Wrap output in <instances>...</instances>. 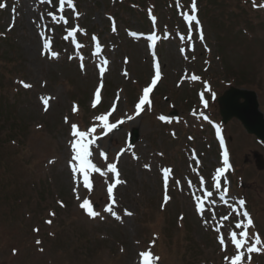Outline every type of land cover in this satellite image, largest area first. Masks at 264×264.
<instances>
[{"label": "rangeland", "instance_id": "374dc122", "mask_svg": "<svg viewBox=\"0 0 264 264\" xmlns=\"http://www.w3.org/2000/svg\"><path fill=\"white\" fill-rule=\"evenodd\" d=\"M0 2L7 5L0 9V264H140L139 253L147 250L159 258L155 264H225L224 256L235 254L227 234L240 231L235 223L243 219L231 210L239 211V199L246 201L255 225L250 234L259 233L264 240V168L257 169L253 158L254 152L264 155V144L235 118L222 124L217 103L231 87L250 89L257 92L264 113V8L253 7V0H196L204 40L193 22L189 42L180 36L188 35L182 13H190L191 0H181L179 6L176 0H75L79 16L66 7L68 24L47 15L57 0L53 5L41 0ZM77 25L84 30L76 37L84 45L80 49L65 39ZM133 32L140 35L133 37ZM152 33L158 37L153 49L146 39ZM93 36L102 48L99 57L94 55ZM45 38L52 40L50 50L43 48ZM52 51L57 58H50ZM102 59L109 62L103 76ZM156 63L161 77L150 96L151 110L145 105L139 116L127 120L155 76ZM192 75L201 79L193 81ZM20 81L31 87L24 88ZM205 82L211 91L205 90ZM98 87L101 101L93 108ZM202 92L207 108L200 99ZM41 97H52L47 110ZM113 105L116 110L109 121L125 123L107 135L97 128L99 147L91 150L101 169L116 163L125 182L113 190V211L121 219L104 211L111 204L107 192L111 173H93L91 192L79 188L81 198L90 199L100 213L92 219L73 192L77 185L68 164L70 125L86 131ZM160 115L171 122L160 121ZM217 128L225 131L233 154L228 182L223 184L230 192L227 204L215 194L216 203L206 204L202 218L194 200V195H203L200 177L208 187L224 166L215 140ZM135 130L138 137L131 142ZM100 151L107 154V161ZM165 167L173 170L171 199L162 208ZM125 209L132 215H125ZM224 215L229 216L221 228L227 252L221 250L214 231ZM203 219L210 221L209 226ZM251 264H264V252L252 253Z\"/></svg>", "mask_w": 264, "mask_h": 264}, {"label": "snow or ice", "instance_id": "6c2138e0", "mask_svg": "<svg viewBox=\"0 0 264 264\" xmlns=\"http://www.w3.org/2000/svg\"><path fill=\"white\" fill-rule=\"evenodd\" d=\"M176 2H177V6H179L180 0H176ZM41 3L46 4V5H53L54 0H41ZM6 7L7 5L5 3L0 2V9H4ZM66 7L68 9H71L74 15H76L77 17L79 16V13L76 11L75 0H57V6H55V10L54 11L50 10L47 13V15L50 16L52 20L55 22L62 21L64 24H68V19L64 15ZM253 7L264 8V4H257L256 0H253ZM196 12H197L196 0H191L190 13H182L189 27H188V35L180 36L181 41H184L185 39H187L189 42L192 41V35H191L192 24L193 22H195V24L199 26V23H200L196 16ZM57 13H59V15H57ZM151 18L153 20V23L155 24V20H156L155 16H152ZM115 30H116L115 23L113 22V31ZM83 32L84 30L77 25L75 27H72L67 32V36L65 37V39H71L77 49L83 48L84 45L79 43L76 40L77 34L83 33ZM131 35L133 37H137L140 34L133 32L131 33ZM164 38H167V37H164ZM146 39L150 42L149 46L154 48L158 37L155 33H152V34H149L146 37ZM199 39L201 41L204 40L202 29L199 30ZM92 40L96 42L94 55L99 57L102 52L101 45L97 37L93 36ZM51 45H52L51 38H45L43 48L50 50ZM181 51H183V49ZM43 54L47 55L48 53L45 52ZM58 55L59 54L57 52L52 51L50 58H57ZM80 59L81 61H83L82 56L80 57ZM108 63L109 62L107 59H102L100 61L99 69H100L101 76H103V74L107 71ZM80 66H81V70H83L84 69L83 63H81ZM155 69H156L155 76L153 77L151 83L143 89L142 95L139 97L138 102L135 104L134 114L127 116L126 117L127 120H132L136 116H139L145 110V105L148 106L149 111L151 110L152 100L150 96L158 80L161 77L159 63H156ZM190 78L193 81H197L201 79L197 75H192ZM20 83L26 89L31 87L30 84L25 83L23 81H20ZM205 90L211 91V88L207 82H205ZM50 99H52V97H41L45 110L48 109ZM200 99L204 107L207 108L208 102L207 100L204 99L203 92L200 94ZM100 101H101V88L98 87L94 95L92 107L96 108L97 105L100 103ZM115 110H116L115 105H113L112 109H110L107 113H102L96 116L94 119L95 121H98L99 123L94 124L92 127L88 128L86 131L81 130L79 126L75 123H72L70 125L71 127L70 135L72 139L69 141V143H70L72 155H71V159L69 160L68 164L73 174V179L77 185L76 187L73 188V192L76 193V199L80 201L79 207L82 210H84L85 214L89 218H92V219H95L97 216H100V213L94 209L93 203L90 199H88L87 197L81 198V196L79 195V188L82 187L86 189L88 192H91L93 190V175H92L93 173H99L101 176H107L109 173L112 174L113 182L109 184L107 187V192H108L109 198L111 199V204L106 206L104 211L111 213V215L117 220L121 219V217L115 211H113L112 206L116 204V200L113 195V190L117 185L121 183H125V182L120 179V171L118 170L116 163H108L106 169H101L100 167L97 166L96 163L93 162V159H92L93 151L91 150V146L99 147L96 144V141L100 139V136L96 135L97 128H100L101 135H107L108 133L112 132L114 129L118 128L119 125L125 123L124 119H120L116 121L115 123H111L109 121V117L112 115V113ZM76 111H77V107L74 106L73 112H76ZM192 114L194 116L197 115L195 111ZM200 115L203 117L204 120L209 119L208 116L203 115V113H200ZM158 119L163 122H169V123L171 122L169 118L164 115H160ZM65 122L66 123L68 122L67 118H65ZM173 135L175 134L173 133ZM217 135H219V128H217ZM221 143H223V141H221ZM99 155L103 157L104 160L107 161L108 157L104 151H100ZM160 155H163V154L161 153ZM133 156L134 158H138V157H135L134 152H133ZM193 158L195 159V153H193ZM51 162L52 161H50V163ZM196 163H199V161L197 160ZM223 165H224L223 167H220L216 170L215 175L212 177L213 182L208 187H205V185L207 184L205 179L202 176L200 177L199 184L203 192V195L202 196L194 195V200H195V209L197 213L201 215L202 218L205 216L206 204L214 205L216 203L214 199L215 194L219 195L220 201H222L225 204L228 203V201L225 199L229 194L228 187L222 185L221 183V177L224 175L226 170L230 167L227 151L223 153ZM144 167L146 169H150V165L148 164H145ZM172 171L173 170L168 167L161 169L162 179H163V184H164V197H163V203L161 205L162 208L171 199V197L168 195V185H169L170 177L172 175ZM176 183L178 184L179 181H176ZM188 184H189V187L192 186L191 181H189ZM212 189H214L215 191H213ZM58 203H60L61 207H64L62 202H58ZM245 204H246V201L244 199H239L238 201L239 211L237 208H234V207L231 208L233 213L242 215L243 219L235 223V229H238L240 231L230 230L227 234V240H229L230 244L234 246L235 254L232 256L225 255L224 256L225 264H245L246 254H247V264H251V254L252 253L264 252V240L261 239L259 233L250 234L249 232V229L254 228L255 225H254L253 219L251 218L250 214L244 207ZM124 214L129 215V216L132 215V213L127 211L126 209L124 210ZM49 215L55 216V212H50ZM211 215H212V219L214 220L216 217V213L214 210L212 211ZM101 218L103 217L101 216ZM181 219H183V217H181ZM227 220H229V216L227 215L221 216L219 225L214 228V231L218 233L217 239L221 246V250L224 252H227L229 245L228 243H226V236L224 233L221 232V228L225 227L224 222ZM46 223L51 224L52 221L47 220ZM203 223L205 226H209L210 221L208 219H203ZM34 231H39V229H34ZM155 239L156 238L154 237L152 241L153 244L155 243ZM36 243L40 244L41 241L37 240ZM40 250L43 251V249H40ZM15 251L16 250L14 249L13 250L14 254H15ZM139 256H140V264H155V261L159 259L158 257H155L153 255L151 250L142 251L139 253Z\"/></svg>", "mask_w": 264, "mask_h": 264}, {"label": "water", "instance_id": "95a60500", "mask_svg": "<svg viewBox=\"0 0 264 264\" xmlns=\"http://www.w3.org/2000/svg\"><path fill=\"white\" fill-rule=\"evenodd\" d=\"M218 102L224 123L237 118L249 134L257 136L264 142V113L259 108L256 92L231 87ZM137 137L138 131L135 130L132 140H136ZM255 158L257 167L264 168L263 155L256 153Z\"/></svg>", "mask_w": 264, "mask_h": 264}]
</instances>
